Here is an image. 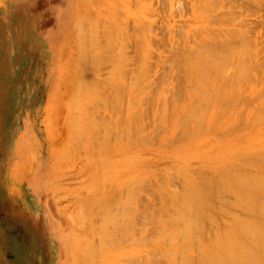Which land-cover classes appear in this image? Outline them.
<instances>
[{
  "label": "bare ground",
  "instance_id": "6f19581e",
  "mask_svg": "<svg viewBox=\"0 0 264 264\" xmlns=\"http://www.w3.org/2000/svg\"><path fill=\"white\" fill-rule=\"evenodd\" d=\"M185 1L182 5L186 3L190 7L188 9L197 11L202 25L191 34L190 30L189 33L180 31L183 36L178 38L181 40L175 41L171 36L166 37L164 46H167L169 51L166 55L168 63L164 61L162 53L159 54L160 57L157 56L159 62H154L159 66L168 65L162 74V83L177 80V86L173 84L177 90H171L174 93H168L169 96L158 88L152 91L149 85L154 84L146 83L150 78V64L147 59L152 58L149 56V27L133 26L134 28L129 29V26L125 27V22L124 26L120 25L121 29L114 27L116 25L112 24V21L111 24L105 22L109 25H103L101 21L104 27L99 28L101 26L96 19L100 20L101 17H94V20L91 15L89 19L92 18V26H83L90 25V28L83 29L81 26L84 24L80 19V27L74 26L68 35L69 38L64 39L68 45L73 43L78 46L76 49H79V54L75 59L80 69L82 67L95 74L106 65L110 66L108 71L111 74L108 73L109 78L105 80L101 77V80L92 78L90 81V77L86 79L87 77L80 74L79 67H75L78 68L77 75L71 76L69 80L72 96H68L69 90L66 95L68 99H72L73 104L68 99L67 102L69 108L74 111L73 115L69 111L72 116L66 117L65 120L67 132L71 133L68 135H72L71 131L76 129L80 141H84L81 137H86L92 147L98 145L96 149L103 144L105 149L106 146L109 147L107 144L111 145L112 142V146L118 145L119 150L127 151L128 147L131 158H134L137 147L142 143L166 146L168 144L173 148L174 155L176 153V157L181 159L178 158V166L181 167L176 169L179 171L178 181L180 180L181 184L179 190L170 189L172 178H169L172 175L169 178L161 175V179L153 175L156 179H153V176L152 181L147 179L152 185L145 179L152 186L151 192H148L157 195L160 200L156 208L151 206V198V203L149 201L144 212H147L146 220L149 219L151 224L154 222L155 225V235L153 231L148 233L154 235L151 241L148 240L149 235L145 232V227L152 225L148 221L151 226L147 225L148 223L145 226L146 221L145 227L143 224L140 227L141 237L137 234L141 239L136 238L142 242V247L132 243L131 246L125 247L119 242L123 239H120L117 233L122 235L121 233L125 232L127 234L123 235L127 236L129 231L133 232L136 227L133 222L138 217L135 214L138 215L143 209L140 207L139 210L137 207L139 211L135 213L137 210L133 206L132 209L130 204L134 200L138 201L136 196L143 190L141 181L144 180H139L138 185L139 183H135L138 180L134 181L133 178L132 182V177L127 175L125 177L130 181L124 180L128 194L121 195L129 197V201L125 202V213L119 215L121 209L116 210L119 218L126 216L121 217L124 223L121 220V224L119 218L116 221L113 217L117 214V206L114 207L113 214L110 213L112 210L104 211L95 244L89 248L74 250L68 257V264H123V258L127 264H264V141L261 136V130L264 129V58L262 61L261 58L264 55L263 50H260V43L264 38L260 36L263 39L255 40L253 26L257 25L247 26L246 23L247 27L241 26L240 21H244L239 17L264 0ZM259 4L256 7L260 8ZM114 10L118 12L119 9ZM120 11L118 15H121ZM115 15L117 18V14ZM195 22L197 23V20ZM96 29H101L102 32ZM258 40L261 41L259 45ZM261 46L263 48L264 45ZM128 47L135 52V58L131 56V49ZM138 55L141 57L140 61L137 59ZM133 61L137 64L136 68L133 67L134 70L130 67ZM52 62L54 65L55 60ZM162 92L166 95L164 98ZM124 97L128 108H125L127 115L122 116L120 107L124 109ZM162 98L165 105L161 106L162 109H159L160 106L155 108L154 105L157 107ZM148 102L153 104H150L151 108ZM148 110L152 114L150 121L144 113ZM97 111L107 112V117L101 113V116L97 115ZM92 113L96 116H92ZM148 125L151 126L150 131L146 130ZM72 126L74 129L70 130ZM75 133L73 132V136ZM84 146L89 145L84 142ZM111 147L107 150H111ZM100 150L103 152L102 148ZM97 153L99 154V149L98 152L96 150L95 154ZM195 157H205V160L200 159L206 163L211 162L212 166L207 167V164H204L206 168H191L189 161ZM124 160L128 162L127 158ZM128 165L130 164H126L125 168ZM118 179L124 184V180L120 177ZM127 181L130 183H126ZM132 183L138 186H133ZM155 198L157 201V197ZM135 232L134 229L133 233ZM148 242H152L151 247L144 251L143 244Z\"/></svg>",
  "mask_w": 264,
  "mask_h": 264
},
{
  "label": "rangeland",
  "instance_id": "374dc122",
  "mask_svg": "<svg viewBox=\"0 0 264 264\" xmlns=\"http://www.w3.org/2000/svg\"><path fill=\"white\" fill-rule=\"evenodd\" d=\"M184 1L0 0V264H68V257L72 255L74 250H82L95 244L97 231H99V226L101 225V218L105 214L104 211L112 210L110 213L113 214V210L117 206L115 213H117L116 210L120 211V209L119 215L125 213L124 206H126V200L129 201V197H123L128 194L125 190L127 185L125 186L124 180L128 178L125 177L127 175L132 177L130 178L132 182L138 180L135 182L136 184L139 183L138 185H140L139 180H144V182L141 181L143 186L141 187V189L143 188L141 190L142 193L139 192L136 196L138 201L134 200L130 204L131 208L133 206L135 209L137 207L139 210H141L140 207L143 209L139 213V210L136 209L137 211L135 212L138 213V215L135 214L138 217L133 222L136 227L132 226V229L134 228L136 232L133 233V229V232L129 231L132 234L128 232V235L125 236L123 235L125 232L119 231L120 233L122 232V235L119 233L117 235L120 239H123L119 241L121 246L129 247L132 244H139L138 247H142V244H140L142 242H139L138 239L140 240L142 235V228L140 227L142 224L144 226L147 221L145 217L147 212L144 213L146 205L149 204V201L151 203V200V206H156L157 208V205L159 206L160 204L159 197L148 192L152 187L150 181L155 177L161 179V175L167 178L172 175L169 178H172L170 181L172 187L170 189L179 190V185L181 184L180 180L178 181L177 172L179 171L176 169L181 167V165H179L180 167L178 166L180 157H176V153L174 155L173 148L170 145L167 144L166 146L165 144L159 145L156 143H148L147 145H142V143L139 145L140 147H137L134 158L130 157L132 155L129 154L128 147L125 146L127 151H125L123 146L124 150H119L118 145L116 146L115 144L116 147L112 146L114 142L111 145L108 143L109 147L106 146V150L102 147L104 144L99 145V154H95L96 150L98 152V149H96L98 145H95V148L94 145L92 147L90 145L92 143L86 137H81L84 141H80V136H78L77 130L73 126L70 130L72 128L76 130L77 135L74 130L71 131L72 135H68L71 133L70 131H68L69 133L67 132V122L65 120H67L66 117L72 116L74 112L71 107L69 108L67 102L68 96L70 97V93H72L69 80L71 76L75 77L77 75L78 68L75 67L80 69V66L76 63L77 59H75L77 54H79V49L77 48L78 52L76 49L77 45L73 43L68 45L64 39L69 38L68 35L74 26L78 25L80 27V19L83 21L82 24H84L81 27L88 29V27L92 26L93 23L91 24L90 20L94 19V17H101L100 20L96 19L98 25L100 23L99 26L101 27L99 28H103L104 26L101 23L103 22L104 25L107 21L110 24L112 21V24L116 25L112 26L119 28L125 22L127 24L125 27L129 26V29L133 26L149 27L147 28L151 32L149 33L151 39H149L148 43L151 50H149V56L152 58L147 59L151 72L149 71L148 73L150 80L147 78L149 83H146L155 85V87L154 85H149L152 91L158 88L160 89L159 91L164 90L166 95L168 93L171 95L177 90L174 86H177V80L173 79L166 82V84L162 83V74H164L167 64L159 66L157 63L159 62L157 58L159 59L161 53L164 61L166 60V55L169 54L167 53L169 52L167 46V50L164 46L166 45L165 39L171 36L175 41L181 40V38H178L183 36L180 31L189 33L188 30H190L189 34H191L194 29H199L202 25L198 18V12L188 9L190 7L189 5L187 6V1H185L187 2V4L185 3L186 5H182ZM258 4L256 5L258 6ZM256 5L247 14L239 17L245 22L243 24L244 22L240 21L242 23L241 26L247 27L253 26V24L258 26H253L255 29L253 35L255 40L257 38L261 40L264 38V30L262 31L264 29V6H262L264 2L260 8L256 7ZM114 9L119 10L116 12ZM254 9L255 11H253ZM119 11L121 15H118ZM115 14H117V18H115ZM91 15L92 18L89 19ZM76 20L79 21L76 22ZM196 20L197 23L195 22ZM254 20L258 21V23L254 22ZM88 24L91 26L83 27ZM170 30L172 31L170 32ZM259 40L257 41L258 45L261 42ZM263 42L260 44L264 45ZM65 43L67 44L65 45ZM261 45L260 50H263L262 54L264 55V46L262 48ZM257 47L259 48V46ZM128 49L130 50L131 47H128ZM130 53L131 56L135 54L133 49L130 50ZM139 55L138 61L141 58ZM158 55L159 57H157ZM260 55L258 58L262 56ZM133 58H135V55H133ZM263 58L264 56H262L261 61ZM51 60H55L54 65ZM155 61H157V64H154ZM133 63V65L130 64L132 69L134 66L135 68L137 67L136 62L133 61ZM105 66H102L95 74L81 67L80 74L83 77H87L86 79L90 77V81L92 78L94 80L101 77L102 80H105V78H109L107 76L108 73L111 75L110 71H108L110 66ZM72 71H74L73 74ZM156 85L159 86L157 87ZM171 85L174 87L172 88ZM174 88L176 89L175 91ZM169 89L170 91H168ZM67 93L68 96L66 97ZM162 93L164 98L166 95L164 92ZM125 98L122 100V104H125L124 106L122 105L124 109L120 107L122 116L127 115L125 114L127 113L125 108H128V102L126 103L127 100ZM163 98L159 102L160 105L158 104L157 107L156 104L154 105L155 108L158 109L160 106L159 109H162L161 106L165 105ZM71 100L68 99L72 103ZM148 103L150 107L151 103ZM95 113H92V116L95 117L98 113L97 115L99 116L102 114V116L107 117L106 114H108L103 111L102 113L98 111ZM144 113L146 114L144 116L148 117V121H150L152 114L149 113V110ZM150 127H146V130L150 131ZM73 132L75 136H73ZM65 133L67 138H65ZM261 134L264 141V129L261 130ZM84 142L90 148H88L89 146H84ZM107 147H111V150H107ZM101 148L102 151L104 149L106 152H101ZM126 158L128 162L124 160ZM200 158L203 157L190 159V167L195 169L202 167L204 164H207V167L209 165L212 166L211 162L206 163L204 161L205 157L203 158L204 160ZM124 162L130 164L127 166L128 168H125L126 164ZM123 165L124 167L122 168L121 166ZM204 166L202 168H206ZM126 169L128 170L126 171ZM159 171L160 173L157 174ZM153 175L156 176L154 177ZM151 176H153V179ZM118 177L124 180V184ZM133 178L137 179L133 181ZM145 179L146 181L149 179L150 181L148 182L151 185ZM126 180L130 181L129 179ZM173 180L174 182H172ZM128 181L126 183L129 184L130 182ZM176 181L178 182L176 183ZM135 183H132L133 186ZM136 184L135 186H138ZM155 197H157V201ZM118 198L119 200H117ZM115 201L117 204H115ZM119 204L121 205L119 206ZM113 217L118 221V213L116 216L113 215ZM121 217L125 218L126 216L123 215L119 218L120 223L121 220L124 223V219ZM144 217L145 219H143ZM148 221L145 226L151 224ZM151 225V227L144 226L147 234L152 231L154 234V222ZM110 227L111 223H109ZM144 227L143 229H145ZM149 229L150 231H147ZM148 235V240L151 241V237L155 234L153 236ZM151 243L143 244L144 246L146 245L145 248L143 246L144 251L148 250L149 246L151 247ZM140 251L142 252V248ZM125 260L123 258V264L128 263Z\"/></svg>",
  "mask_w": 264,
  "mask_h": 264
}]
</instances>
